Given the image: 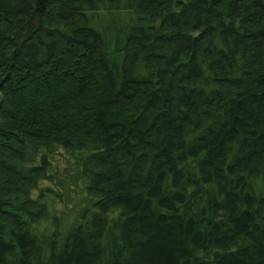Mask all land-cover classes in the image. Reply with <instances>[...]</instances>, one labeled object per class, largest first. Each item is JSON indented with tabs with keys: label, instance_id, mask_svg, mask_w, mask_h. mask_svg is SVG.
<instances>
[{
	"label": "trees",
	"instance_id": "obj_1",
	"mask_svg": "<svg viewBox=\"0 0 264 264\" xmlns=\"http://www.w3.org/2000/svg\"><path fill=\"white\" fill-rule=\"evenodd\" d=\"M0 264H264V0H0Z\"/></svg>",
	"mask_w": 264,
	"mask_h": 264
},
{
	"label": "rangeland",
	"instance_id": "obj_2",
	"mask_svg": "<svg viewBox=\"0 0 264 264\" xmlns=\"http://www.w3.org/2000/svg\"><path fill=\"white\" fill-rule=\"evenodd\" d=\"M73 52H74V51H73ZM75 54H76L75 56H76L77 59H78V58H81V55H80V54H78V53H75ZM63 56H65V55H63ZM63 56H62V57H63ZM60 61H61V60H60ZM69 61H70V60H69ZM63 62H66V61L63 60Z\"/></svg>",
	"mask_w": 264,
	"mask_h": 264
}]
</instances>
